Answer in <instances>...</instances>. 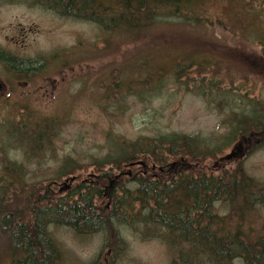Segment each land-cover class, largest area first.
I'll list each match as a JSON object with an SVG mask.
<instances>
[{"label": "rangeland", "instance_id": "rangeland-1", "mask_svg": "<svg viewBox=\"0 0 264 264\" xmlns=\"http://www.w3.org/2000/svg\"><path fill=\"white\" fill-rule=\"evenodd\" d=\"M258 4L264 6V1ZM251 5H257L256 0L211 1L207 6L209 17L206 20L211 22L206 24L211 23L208 27L214 31L212 41L205 33L174 26L175 21L171 19L173 26L158 24L146 37L136 41L113 40L89 22L61 17L44 8L41 15L19 7H0V49L16 54L10 41L12 32L19 27L32 28L24 41L18 40L19 46L24 45L19 56L45 61L43 79L33 81L26 90L15 87L12 95L0 100V139L7 134L5 128L17 126L25 115L31 122L44 117L62 121L50 152L41 151L39 158L34 156L27 160L22 150L5 147L3 155L24 167V182L45 180L48 184L54 181L53 192L64 195L81 183L92 185L98 178L91 163L109 152L111 133L127 140L180 133L211 139L221 145L229 132L228 122L232 114H244L250 109L251 101L264 105V59L260 57L264 50V15L258 18V14L244 13L243 9ZM162 47L170 49L167 55ZM187 50L196 51V60L203 55L214 56L216 63L206 71L194 67L179 82L174 81L170 71L171 58ZM144 58L148 61V68L152 65L156 70L163 69L158 75H165L167 82L161 90L149 98L147 94L144 97L146 92L143 91L139 98L129 94L132 92L127 89L125 95L117 94L112 99L115 89L109 84L111 81H135L132 82L136 88L134 93L144 89L142 82L136 85L134 77L137 72L140 75L147 72L139 67ZM6 76L0 67V77ZM28 92L29 96L26 95ZM106 92L110 99L106 98L104 102L102 98ZM113 100L122 104L120 110L109 108ZM98 104L103 105L97 107ZM260 141H234L222 147L216 159L234 153L224 160L225 169L231 171L240 165L247 176L264 187V146H255ZM66 159L73 160L80 169L61 176L56 183L57 172ZM213 161L208 159L205 163L208 165ZM137 163L141 164H130L133 165L130 168L138 169L136 172L144 169L143 161ZM131 174L120 177L118 171L112 172L102 188L99 205L108 209L112 182L121 178L127 182ZM72 178L74 181L70 183ZM66 185L68 189H65ZM213 211L226 219L227 226L240 224L243 238L250 242L264 236L262 204L243 213L240 219L229 204L216 203ZM51 232L64 255L63 264H90L99 253L102 264H171L175 257L162 241L142 240L138 232L127 227L119 230L125 247L114 259L113 245L109 243L103 248V234L77 236L64 227L53 228ZM7 262L8 253L0 237V264Z\"/></svg>", "mask_w": 264, "mask_h": 264}, {"label": "trees", "instance_id": "trees-1", "mask_svg": "<svg viewBox=\"0 0 264 264\" xmlns=\"http://www.w3.org/2000/svg\"><path fill=\"white\" fill-rule=\"evenodd\" d=\"M211 1L43 0V8L61 17L89 22L113 40L136 41L146 37L158 24L173 26L171 20H174V26L205 33L212 41L214 31L208 27L211 23L206 24L211 22L206 21L209 17L207 6ZM259 1L256 0L257 5L243 9L244 13L258 14L261 18L264 6L259 5ZM162 50L167 55L170 49L162 47ZM196 55V51L187 50L171 58L170 71L174 81L179 82L194 67L206 71L217 60L209 55L196 60ZM260 57L264 59L263 49ZM148 66L144 58L139 67L147 72L134 75L136 85L142 82L144 89L135 93L132 83L135 81L109 82L115 89L112 99L117 94L125 95L127 89L132 92L129 94L139 98L143 91L146 92L144 97L147 94L149 98L161 90L167 82L165 75H158L163 69ZM108 95L106 92L102 98L104 102V99H110ZM120 107L122 104L116 100L109 105L114 110H120ZM21 118L17 126L5 128L7 134L0 139L3 144L0 147V237L8 253V264H63L64 255L51 232L57 227L68 228L77 236L103 234V248L109 243L113 245L112 259L124 251L125 243L119 230L127 227L138 232L142 240L158 239L165 243L175 254L171 264H231L235 261L264 264V236L250 242L243 238L240 224L227 226L226 219L213 211L216 203L229 204L240 219L255 205L264 206V187L247 176L240 165L229 171L225 169L223 157L216 159L221 148L234 141L261 140L255 146H264L263 103L251 101L250 109L244 114H232L229 132L221 145L211 139L180 133L137 140L123 139L111 133L109 152L91 163L98 178L92 185L81 183L64 195L53 192L54 181L48 184L45 180L34 179L31 183L24 182V167L3 155L5 147L22 150L27 160L34 156L39 158L41 151L50 152L62 121L44 117L31 122L26 115ZM208 159H213V163L207 165ZM137 161L144 163V169L138 172V169L130 168V164ZM217 168L220 171H216ZM79 169L73 160H64L55 182ZM114 171H118L120 177L129 172L132 174L127 182L122 178L114 179L109 191L110 205L105 209L99 205L102 188ZM90 264H102L100 253Z\"/></svg>", "mask_w": 264, "mask_h": 264}, {"label": "flooded vegetation", "instance_id": "flooded-vegetation-1", "mask_svg": "<svg viewBox=\"0 0 264 264\" xmlns=\"http://www.w3.org/2000/svg\"><path fill=\"white\" fill-rule=\"evenodd\" d=\"M0 7H19L36 11L43 15V0H0ZM32 32V28L24 29L19 27L12 32L11 44L15 47L16 54L6 53L0 49V67L7 76L0 77V100L12 95L15 87L26 90L31 87L33 81L43 79V59H28L19 56L20 49L18 40L24 41L26 36ZM34 33V32H33ZM14 88V89H13ZM15 93V92H14ZM30 95V92L26 94Z\"/></svg>", "mask_w": 264, "mask_h": 264}, {"label": "water", "instance_id": "water-1", "mask_svg": "<svg viewBox=\"0 0 264 264\" xmlns=\"http://www.w3.org/2000/svg\"><path fill=\"white\" fill-rule=\"evenodd\" d=\"M234 155V153H230L229 155H226V156H224L223 158H224V160H227V159H229V158H231L232 156ZM136 165H139V164H141V163H135ZM134 164V165H135ZM130 166H133V165H130ZM74 181V178H72V179H70L69 180V182L71 183V182H73ZM69 188V186H65V189H68Z\"/></svg>", "mask_w": 264, "mask_h": 264}]
</instances>
